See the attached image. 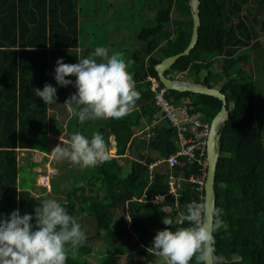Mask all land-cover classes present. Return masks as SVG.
I'll return each mask as SVG.
<instances>
[{"label": "trees", "instance_id": "trees-1", "mask_svg": "<svg viewBox=\"0 0 264 264\" xmlns=\"http://www.w3.org/2000/svg\"><path fill=\"white\" fill-rule=\"evenodd\" d=\"M81 1L0 0V213L4 217L16 209L21 215H34V207L44 199L32 194L33 186L19 177L16 153L41 143L40 135H54L61 129L48 111L65 108L63 103L75 88L57 87L54 69L57 59L72 63L71 53L78 50ZM256 6L264 8V0H200L197 43L164 72L170 78L179 76L216 87L230 103L221 126L214 183L215 206L223 209L226 224L214 233L220 264H264V137L257 113L262 92L252 80V56L260 61L257 70L264 76V10ZM150 11L151 24L137 29L135 44L126 55V62L134 61L128 71L134 74L136 90L141 93L137 106L120 120L81 123L70 119L72 126L88 138L102 133L114 153L110 162L92 167L106 195L104 201L89 206L94 229L86 241H101L115 249L116 264L124 256L133 259L131 264H162L146 251L156 232L167 227L162 218L170 216L175 228L185 203L200 200L195 183L181 184L176 208V199L167 193L166 169L175 176H197L201 173L198 161L181 160L171 168L166 162L149 167L178 147L175 128L159 115L149 77L159 81L155 64L183 51L192 31L188 0H152ZM46 83L57 89L56 104L44 105L34 94V88L42 89ZM165 96L209 122L221 107L218 98L206 94L166 89ZM153 120L154 133L141 138L137 132ZM52 165L55 167V162ZM78 168L67 170L68 174L77 172L73 185L88 169ZM51 184L55 185L53 180ZM159 193L165 194L164 205L169 210L151 203ZM65 210L79 219L72 199L65 203ZM128 234L136 236L137 249L123 245L126 241L122 237ZM85 245L75 259L69 255L66 264H87L80 258Z\"/></svg>", "mask_w": 264, "mask_h": 264}, {"label": "clouds", "instance_id": "clouds-1", "mask_svg": "<svg viewBox=\"0 0 264 264\" xmlns=\"http://www.w3.org/2000/svg\"><path fill=\"white\" fill-rule=\"evenodd\" d=\"M77 59L75 64L57 59L54 69V80L60 87L75 88L63 103L67 111L81 123L128 116L141 99L134 74L128 71L134 61L126 62L122 53L110 55L103 46L96 47L90 57ZM56 93L57 89L47 83L42 89L34 88L44 105L56 104ZM50 154L84 169L111 160L99 132L91 138L75 132L66 143L55 145ZM223 215V209L206 199H193L185 203L175 228L170 216L162 218L167 227L156 232L146 251L162 264H220L214 233L226 228ZM86 239L78 219L55 199H43L34 207V215H21L18 209L7 217L0 213V264H66L69 255L76 258Z\"/></svg>", "mask_w": 264, "mask_h": 264}, {"label": "rangeland", "instance_id": "rangeland-1", "mask_svg": "<svg viewBox=\"0 0 264 264\" xmlns=\"http://www.w3.org/2000/svg\"><path fill=\"white\" fill-rule=\"evenodd\" d=\"M81 2L80 11L83 13L81 14L82 16L80 15L82 23L81 37L77 47L78 50H74L71 53L70 62L72 63L70 64L78 63L77 58L90 57L96 47H106V44L110 55L113 52L122 53L126 61L127 52L135 44L137 29L151 24L148 19L152 14L151 11L149 12L152 0H82ZM256 8L257 10H264L261 6H256ZM151 9H153L152 6ZM255 58V56H252V80L258 82V91L259 93L262 92L260 101H258L259 109L257 113L259 115L260 134L264 137V79L263 81L260 79L262 72L257 70L260 61L256 62ZM197 74L198 78L202 77L201 73ZM68 79H71V77ZM72 79L74 80L75 77H72ZM56 86L59 87L58 84ZM48 113L52 120H55L56 125L59 126L60 124L61 129L54 135H40L39 139L42 142L39 143L38 141L31 150L19 149L17 151L19 177H24L26 185L33 186L30 189L32 194L42 196L44 199H55L64 208L65 203L72 199L74 206L78 210L77 216L79 215L78 220L82 230L86 235H89L93 231L94 225H92V215L90 212L88 214L87 209L93 202L105 200L106 193L103 183H101L95 168H88L76 185H73L77 172L72 170L73 173L68 174V171L71 168L80 170L79 166L67 160L55 159L50 154V151L55 145L61 142L66 143L73 133L81 131V129L75 128L70 123L71 118L79 120L63 106L57 109L51 108ZM109 152L110 156H114L112 150H109ZM52 162H55V167ZM42 175L49 176V182L43 184ZM51 180L54 181L55 185L51 184ZM115 218L118 219V214L115 215ZM117 233L119 234V232ZM133 237L130 234L122 237V241H126L123 245H126L128 249H137L134 243L136 236L133 235ZM85 244L84 248L82 247L81 249L80 258H85L84 260H87V264L117 263L115 249L110 248L101 241L89 240ZM132 261V258L124 256L118 261V264H131Z\"/></svg>", "mask_w": 264, "mask_h": 264}, {"label": "built area", "instance_id": "built-area-1", "mask_svg": "<svg viewBox=\"0 0 264 264\" xmlns=\"http://www.w3.org/2000/svg\"><path fill=\"white\" fill-rule=\"evenodd\" d=\"M150 89L154 92L153 99L159 108L161 116L170 122L172 126L178 129V137L181 146L174 152L165 157V161L169 168L179 164L181 160L192 163L198 161L201 163V173L199 175L189 174L186 177L175 176L172 170L167 172V183L169 186L168 194L176 199L174 208L177 207V197L179 196V188L182 183H195L197 190L200 192L199 198L204 197V182L206 177V140L209 130V120L202 118L204 116L191 115L187 110V106L175 105L170 99L166 98V88L161 86L156 78H151ZM179 115V116H178ZM155 121L150 127L154 126ZM189 133L186 135V133ZM141 138H147L153 134L151 130H142L137 133ZM158 162L150 164V168L156 166ZM43 184L49 182V176L42 175ZM153 205L160 206L164 211L169 210V206L164 205L165 194H157L151 200Z\"/></svg>", "mask_w": 264, "mask_h": 264}, {"label": "water", "instance_id": "water-1", "mask_svg": "<svg viewBox=\"0 0 264 264\" xmlns=\"http://www.w3.org/2000/svg\"><path fill=\"white\" fill-rule=\"evenodd\" d=\"M192 17L191 37L186 48L178 53L169 55L155 64V70L161 84L168 90L190 91L194 93L211 95L221 101L219 111L211 119L206 140V177L204 182V199L215 205L216 195L214 190L215 173L217 160L219 157V140L222 133V124L228 117L227 98L223 92L216 87H209L200 82H195L176 76L170 78L165 75V70L169 68L178 58L188 55L190 50L195 46L198 40V28L200 25L199 4L200 0H188ZM260 27V24L258 25ZM264 42V39H261Z\"/></svg>", "mask_w": 264, "mask_h": 264}, {"label": "crops", "instance_id": "crops-1", "mask_svg": "<svg viewBox=\"0 0 264 264\" xmlns=\"http://www.w3.org/2000/svg\"><path fill=\"white\" fill-rule=\"evenodd\" d=\"M175 105H179V106H184V105H181L180 103L179 104H175ZM187 110L189 111V109L187 108ZM159 111V110H158ZM189 113H190V111H189ZM191 115H196V114H192V113H190ZM159 115H161V113L159 112ZM179 116V115H178ZM200 116V115H199ZM161 118L163 119V120H165L162 116H161ZM202 118H205L206 119V117L204 116V117H202ZM153 121H155V120H153ZM152 121V122H153ZM165 121H167V120H165ZM152 122H151V124H152ZM168 122V121H167ZM171 126H172V124L170 123V122H168ZM150 124V125H151ZM154 124H156V122L154 123ZM150 125H148V126H146V127H144V128H142V129H140L139 131H142V130H146V129H148V130H151V131H153V128H154V126L153 127H150ZM174 127V126H173ZM175 128V130H176V135H175V138H176V141H177V144H178V147H177V149L181 146V142H180V139H179V137H178V129L176 128V127H174ZM138 131V132H139ZM137 132V133H138ZM153 133H154V131H153ZM189 133L187 132L186 133V135H188ZM165 159V158H164ZM164 159H162V158H160V159H158V160H155L156 162H158L157 163V165H159V164H161L162 162H166ZM154 161V162H155ZM156 165V166H157ZM166 172H170V170H168V169H166ZM152 174V173H151ZM150 178H151V175H150ZM91 205V204H90ZM88 209H89V206H88ZM87 209V210H88ZM79 218V217H78ZM122 258H124V257H122Z\"/></svg>", "mask_w": 264, "mask_h": 264}]
</instances>
